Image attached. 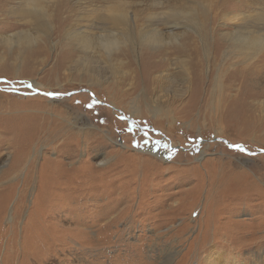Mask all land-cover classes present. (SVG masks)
Segmentation results:
<instances>
[{
  "label": "rangeland",
  "instance_id": "rangeland-1",
  "mask_svg": "<svg viewBox=\"0 0 264 264\" xmlns=\"http://www.w3.org/2000/svg\"><path fill=\"white\" fill-rule=\"evenodd\" d=\"M26 2L0 0V264H264V154L216 140L264 150V47L236 37L264 36V0H130L163 44L110 60L76 39L102 34L105 0L45 1L36 27ZM160 63L162 100L144 79Z\"/></svg>",
  "mask_w": 264,
  "mask_h": 264
},
{
  "label": "bare ground",
  "instance_id": "bare-ground-1",
  "mask_svg": "<svg viewBox=\"0 0 264 264\" xmlns=\"http://www.w3.org/2000/svg\"><path fill=\"white\" fill-rule=\"evenodd\" d=\"M45 1H49V0H43V1H41V0H27V2L25 3L26 4V10L27 9L28 10L22 13L23 17L27 22L31 23V25H33L35 27L38 26V24H40V22L47 17V11H46L47 8H46V5H44V3H46ZM130 4H131L130 0H105V5L101 8L103 10V12L101 14H103V15L97 13V10H93V17L88 22H90L91 25H94V26H97L100 22L99 25L102 26V29H101L102 34L99 35L98 37L95 36V38L92 34H91L92 35L91 36L87 32H84L83 34H78V36H76L77 37L76 39H79V48L82 49L84 53H87L88 51L94 50L95 46L98 45L99 46L98 49L103 50V52H105V54L107 56V59L110 60L113 52H117L123 44H127V43H133L134 44L136 42H140L141 44H144V45H148V44H152V43L154 45H157V46L162 45L163 44V40H162L163 34H162L161 30H158V29H154V30L143 29V30H141V29H139L138 31H136L135 16L130 15V18H129L128 13L125 10L126 7L129 6ZM193 11H195V9H193ZM166 15L168 16V19L172 20V22H176V23L181 24V25L188 24L190 22V18L193 20V18L191 17V14H188L187 16L186 15H180L177 13H175L173 15L172 14H166ZM179 20H182V21L177 22ZM263 20H264V17H263ZM130 21H131V24H130ZM196 24H197V22H196ZM152 26H153V22H149L147 25V27H152ZM195 26H198V24ZM242 32H245V33L242 35V38L240 40V37L238 35ZM260 32L261 31L253 32L248 27L244 28V31H241L238 29L237 36H236L237 37V47L238 48H244L245 51H247V50L252 51L255 49L260 50L261 48L264 47V36L259 34ZM197 33H199V32H197ZM171 35H172V33H171ZM92 39L94 42L92 41ZM98 39H101V40H98ZM18 41L21 42V39H18L16 43H18ZM97 41H99V42H97ZM173 41L178 42L179 37L177 39L173 38L172 42ZM169 43H171V42H169ZM94 44H96V45H94ZM167 44L168 43H165V45H167ZM93 52L94 51H92L91 55H93L94 58L99 60L100 56H101L99 51H97L96 53H93ZM197 60H198V58H197ZM87 62H88V60H87ZM198 62L199 63H194L189 68V71H187L186 73H184V72L179 73L183 87L186 86V84H185L186 82L188 83V86H187L188 91H191V89L194 87L199 88V86H200V85H198L200 82V79L198 76H200L201 63L199 60H198ZM162 65H163V63H160L157 66H154L152 69L148 70V72L144 76L145 82L147 83L149 88L152 85H157V88L159 89L157 93H161V96L159 95L161 97L160 98L161 100H162V98L165 97V93H166L164 90V87L162 86L164 83L163 82L164 78L162 77V73L157 74L159 71H161ZM180 68H182V70L184 71L183 65ZM93 70L95 71L96 69L93 68ZM120 72L123 73V77L125 75H128V73H126V72L125 73L122 71H120ZM138 76L139 75L137 73H134L132 75L130 81H133L136 83ZM159 96L157 98H159ZM164 99H166V98H164ZM160 103H161V101H160ZM171 103H172V100H171ZM148 105H149V107L154 106V109L157 112L160 111V108L157 106L158 103H156V101H154V104H151V105L148 104ZM133 109H135V107H133ZM63 128H64V126H63ZM54 132L57 133V129ZM54 136L56 137V135H54ZM152 149H153L152 154L154 156H156V157L161 156L160 152L157 149H154V148H152Z\"/></svg>",
  "mask_w": 264,
  "mask_h": 264
},
{
  "label": "water",
  "instance_id": "water-1",
  "mask_svg": "<svg viewBox=\"0 0 264 264\" xmlns=\"http://www.w3.org/2000/svg\"><path fill=\"white\" fill-rule=\"evenodd\" d=\"M2 82H6V81L4 80ZM27 87L33 89L32 85H28ZM33 90H34L35 93H42V92L36 91L35 89H33ZM79 92H87V93H90L92 96H94V94L92 92H89V90H86V89H83V90H81ZM48 96H50V95H48ZM119 112L123 116L124 120H127L131 125H134V120L132 118L126 117L125 114L122 111H119ZM216 140L227 144L229 146V148H231L233 150H240L243 153H246L247 155L254 156V155H257V154H264V150H260V151H258L256 153L255 152H251L244 145H242V144H231L228 140L223 139V138H217ZM170 148L174 149L171 145H170Z\"/></svg>",
  "mask_w": 264,
  "mask_h": 264
},
{
  "label": "flooded vegetation",
  "instance_id": "flooded-vegetation-1",
  "mask_svg": "<svg viewBox=\"0 0 264 264\" xmlns=\"http://www.w3.org/2000/svg\"><path fill=\"white\" fill-rule=\"evenodd\" d=\"M134 125H135V124H134ZM134 125H133V126H134ZM135 128H136V129H140V130H142V131H140V133H146V132L144 131L145 128L142 127V126H140V125H135Z\"/></svg>",
  "mask_w": 264,
  "mask_h": 264
},
{
  "label": "snow or ice",
  "instance_id": "snow-or-ice-1",
  "mask_svg": "<svg viewBox=\"0 0 264 264\" xmlns=\"http://www.w3.org/2000/svg\"><path fill=\"white\" fill-rule=\"evenodd\" d=\"M169 158H171V157H169Z\"/></svg>",
  "mask_w": 264,
  "mask_h": 264
}]
</instances>
